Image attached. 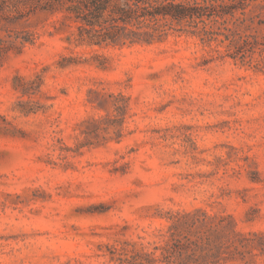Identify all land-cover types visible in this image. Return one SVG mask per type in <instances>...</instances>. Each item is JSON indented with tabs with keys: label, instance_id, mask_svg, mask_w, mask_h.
<instances>
[{
	"label": "rangeland",
	"instance_id": "rangeland-1",
	"mask_svg": "<svg viewBox=\"0 0 264 264\" xmlns=\"http://www.w3.org/2000/svg\"><path fill=\"white\" fill-rule=\"evenodd\" d=\"M220 4L206 40L123 47L76 44L59 12L2 20L0 264H171L199 208L211 264H264V66L224 37L264 43V0Z\"/></svg>",
	"mask_w": 264,
	"mask_h": 264
},
{
	"label": "trees",
	"instance_id": "trees-1",
	"mask_svg": "<svg viewBox=\"0 0 264 264\" xmlns=\"http://www.w3.org/2000/svg\"><path fill=\"white\" fill-rule=\"evenodd\" d=\"M245 1L238 0L239 7L233 8H243ZM220 5H224L220 4V0H0V24L2 20L20 22L25 16L36 12L49 15L59 12L61 18L57 21L64 27L75 28L71 34L76 44L99 47L149 45L166 39L174 32L196 35L201 40H206L204 38L212 34L206 26L210 22H217L223 14L219 12ZM224 37L229 46L235 48L234 54H240L244 58L249 56L250 63L252 53L258 48V56L253 58L252 66L258 69L264 66V43L256 35L237 33L235 38L230 39V34ZM17 38L0 34V57L16 47ZM25 42L31 43L32 39H22L19 44ZM200 213L204 215L203 218L195 217ZM178 214L185 220L188 233L197 232L193 226L205 227L207 231L195 239L172 237L163 247L162 258L173 257L175 261L164 262L191 264L180 261L192 258L188 255L190 250L200 252L202 263L196 264L216 263L217 261H208L210 256L213 260L220 257V241L216 242L208 233L215 228L210 225L212 218L200 208ZM179 226L181 227L178 222H173L168 227L171 230L179 229Z\"/></svg>",
	"mask_w": 264,
	"mask_h": 264
}]
</instances>
